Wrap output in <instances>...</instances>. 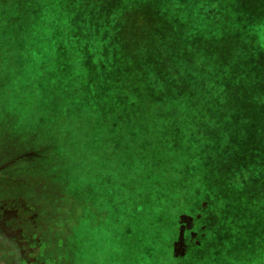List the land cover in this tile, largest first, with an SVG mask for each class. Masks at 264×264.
Here are the masks:
<instances>
[{
	"label": "rangeland",
	"instance_id": "1",
	"mask_svg": "<svg viewBox=\"0 0 264 264\" xmlns=\"http://www.w3.org/2000/svg\"><path fill=\"white\" fill-rule=\"evenodd\" d=\"M156 1L0 0V198L22 201L21 212L33 216L24 228L46 232L65 264H159L155 233L161 226L168 236L164 263L182 258L184 264H264V0L197 1H216L224 12L212 31L207 22L194 23V10L199 11L192 8L195 2L161 0L170 4L172 14L181 10L193 21L185 37L191 34L195 42L203 34L209 40L216 35L224 39L206 41L207 51L231 48L238 42L234 38L249 33L240 41L246 42L260 76L251 79L247 66L245 79L225 85L243 88L238 94L217 91L199 102L196 113L183 112L200 117L207 128L220 129L222 138L212 136L215 131L209 136L236 147L231 151L243 153L240 162L247 161L251 141L252 172L243 192L251 197V214L227 205V191L221 193L223 199L215 197V204L201 198L199 210L191 211L187 205L179 207V197L172 204L164 186L159 192L146 187V181L157 182L169 172L156 137L159 127L152 124L151 112L132 110L131 105L121 110L124 119L114 120L115 109L106 101L117 68L103 81L94 76L99 66L92 63L97 51L91 43L102 37L97 21L106 20L107 28L111 13L119 9L120 25L109 33L106 49L98 52L106 61L115 36L130 35L132 12L127 8L143 14ZM103 13H109L107 19ZM227 25L241 33L225 34ZM101 103L111 108L105 114L113 125L100 127ZM111 130L117 140L114 156L106 144ZM201 156L208 162L205 153ZM225 157L223 152L220 161ZM239 216L242 221L234 220ZM58 238L64 244L60 248Z\"/></svg>",
	"mask_w": 264,
	"mask_h": 264
},
{
	"label": "trees",
	"instance_id": "2",
	"mask_svg": "<svg viewBox=\"0 0 264 264\" xmlns=\"http://www.w3.org/2000/svg\"><path fill=\"white\" fill-rule=\"evenodd\" d=\"M197 1L199 0H191L195 2L192 8L199 9V11L194 10L196 14L193 17L194 23L203 25L207 22L211 31L218 28L220 17L224 19V12L219 10L218 2L198 3ZM156 2L155 6L144 8L143 14L130 11L131 7L127 8L129 12H132V21L128 23L130 35L115 36L111 48L106 50L108 53L106 61L103 58L100 59L98 52L106 49V40L109 39L111 31L118 27L117 24L120 25L119 9L116 8L111 13V20H108L110 26L107 25V28L104 26L107 23L106 20L97 21L96 24L101 28L102 37L96 41L93 39L91 43L92 50L97 51V55L91 59L92 63L99 66L94 76L98 81H103L108 73L110 74L117 68L112 85L107 89L108 96L111 97L106 101L115 109L114 120L115 118L124 119V112L121 110L131 105L132 110L139 107L143 113L151 112L149 117L153 121L152 124L159 127L156 137L166 152L164 164L169 170V175L160 176L157 182L156 179L146 181L144 183L146 187L152 186L155 191L159 192L164 186L169 199L172 198V204L174 199L179 197L183 201L179 207L187 205L186 207L191 211L199 210L201 198L207 197L212 204H215V197L219 195V198L223 199L221 193L227 191L229 194V200L225 199L227 205L231 207L235 205L243 210V214L246 212L251 214V197L243 193L244 190H248L247 186H244V180L251 178L252 172L251 141L246 146L247 161L240 162L243 153L234 154L231 151L236 147H225L223 140L221 144L214 140L215 137L222 138L220 129L207 128L200 122V117L197 116V119H194L183 112L196 113L197 108L201 109L202 105L200 106L199 102L204 97L213 93L217 94L219 91L225 95L230 94V96L238 94L243 88L230 86L225 89V85L234 84L235 80L245 79L249 74L247 66H251V79L257 75V77L260 76L261 70L252 63L254 56L244 48L246 42L240 41V39H247L249 36L246 34L249 33H244V36L239 39L234 38L238 42L226 40L234 44L231 48L222 47L215 50L210 48L207 51L203 45L209 40L208 35L203 34L202 39L196 40L197 42L194 38L189 39L191 34L185 37L186 30L191 31L193 21L182 15L181 10L179 13L172 14L169 3L165 4L161 0ZM108 16L109 13H103L102 18L107 19ZM153 16L158 21L155 19L153 21ZM168 16H172V20ZM237 29L240 30L236 27V32H238ZM234 30L233 26L227 25L224 33H236ZM217 37L220 38L217 39ZM220 40L224 39L216 35L210 38L209 42L216 43ZM49 41L52 42L51 40L46 42ZM198 43L201 45L199 46ZM110 60L111 62L114 60V63H110ZM249 60L251 65L248 63ZM108 63L112 64L110 68ZM223 87L224 90H222ZM224 105H226L225 101ZM100 106V119L102 120L100 127L108 123L111 125L116 123L113 119L111 121L108 114H105V111L108 112L111 108H107V105L103 103ZM226 120L230 122L232 119ZM212 131L217 133L211 134L215 137L209 136ZM222 133L223 137H227V133ZM174 134L178 135L177 138ZM106 136L102 137V141H105ZM174 141L178 143H171ZM115 142H117L116 133L111 130L106 144L113 156L117 151ZM199 142L205 144L204 149L199 148ZM225 142L228 143L229 140L225 139ZM223 152L226 157L220 161V155ZM202 153L209 157L208 162L201 158ZM116 155L118 162L120 156ZM253 170L256 171L257 168ZM124 188H131V186L125 185ZM152 198L155 196L153 195ZM99 206L102 210V205L99 204ZM240 217L233 219L242 221ZM161 228L164 229V226H161L155 233L158 242L157 253L161 255L159 264H169L167 261L164 263L163 260L167 254V246L163 241L168 236L162 233L164 230ZM184 261L186 260L178 258L170 264H184Z\"/></svg>",
	"mask_w": 264,
	"mask_h": 264
},
{
	"label": "flooded vegetation",
	"instance_id": "3",
	"mask_svg": "<svg viewBox=\"0 0 264 264\" xmlns=\"http://www.w3.org/2000/svg\"><path fill=\"white\" fill-rule=\"evenodd\" d=\"M21 205L18 198H0V264H65L60 252L48 243L46 232L42 235L38 229L24 228L33 216L21 212ZM57 242L58 248L64 246L60 238Z\"/></svg>",
	"mask_w": 264,
	"mask_h": 264
}]
</instances>
